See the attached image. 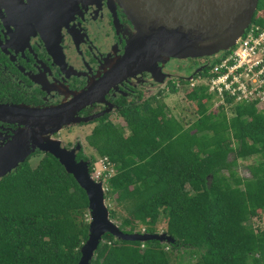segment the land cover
I'll use <instances>...</instances> for the list:
<instances>
[{"label": "trees", "instance_id": "1", "mask_svg": "<svg viewBox=\"0 0 264 264\" xmlns=\"http://www.w3.org/2000/svg\"><path fill=\"white\" fill-rule=\"evenodd\" d=\"M252 26L264 30V0ZM225 54V53H223ZM218 59L195 79L208 77ZM191 82H172L170 93ZM194 122L171 114L158 93L153 104L122 112L88 136L91 159L107 158L105 198L110 218L126 233H166L174 243L118 240L106 234L91 264H172L175 252L190 264H264V110L257 103L215 107L209 87L185 89ZM231 103V101H229ZM250 177L239 161L255 159ZM27 159L0 179V264H78L90 227L89 199L51 154L33 167Z\"/></svg>", "mask_w": 264, "mask_h": 264}, {"label": "flooded vegetation", "instance_id": "2", "mask_svg": "<svg viewBox=\"0 0 264 264\" xmlns=\"http://www.w3.org/2000/svg\"><path fill=\"white\" fill-rule=\"evenodd\" d=\"M134 33L119 0H0V105L46 110L68 104L70 123L50 138L68 150L79 145L77 160L90 165L94 155L85 148L97 126L117 124L123 111L153 104L172 82L195 78L212 64L198 59L180 72L173 66L182 61L171 59L163 67L171 77L162 83L147 71L119 77L114 69ZM89 90L90 97L75 102ZM9 119L0 113V148L26 129ZM74 129L88 131L85 145L69 139ZM45 154L37 150L28 159Z\"/></svg>", "mask_w": 264, "mask_h": 264}, {"label": "water", "instance_id": "3", "mask_svg": "<svg viewBox=\"0 0 264 264\" xmlns=\"http://www.w3.org/2000/svg\"><path fill=\"white\" fill-rule=\"evenodd\" d=\"M259 1L119 0L134 25L135 33L114 69L115 75L123 77L147 71L162 83L171 77L163 72V67L171 59L213 58L221 52H228L253 24ZM193 79L194 75L186 81ZM92 93L89 90L78 95L75 102L87 99ZM68 110V104L46 110L0 105V113L9 116V121L26 128L18 131L8 146L0 148V179L37 150L51 154L74 177L88 196L90 210L89 235L78 264L92 263L106 234L123 241L174 243L175 239L166 232L126 233L110 218L105 184L94 178L87 162L77 160L79 145L68 150L60 141L50 138L51 134L70 123Z\"/></svg>", "mask_w": 264, "mask_h": 264}, {"label": "built area", "instance_id": "4", "mask_svg": "<svg viewBox=\"0 0 264 264\" xmlns=\"http://www.w3.org/2000/svg\"><path fill=\"white\" fill-rule=\"evenodd\" d=\"M224 53L208 77H200L191 86H208L215 97V107L217 104L230 107L239 103L264 104V30L251 25L238 43ZM103 159L110 166L107 158Z\"/></svg>", "mask_w": 264, "mask_h": 264}, {"label": "rangeland", "instance_id": "5", "mask_svg": "<svg viewBox=\"0 0 264 264\" xmlns=\"http://www.w3.org/2000/svg\"><path fill=\"white\" fill-rule=\"evenodd\" d=\"M221 54H222V52L218 56H214L213 58L200 57V58H193V59H187V60H179V61H182L179 63L180 66L179 65L173 66V68H176L181 72V70H185L187 67L191 66L192 62H195V60L197 61L198 59H201L203 62L204 61L209 62V61H213V60L218 59V57H220ZM184 64H187V65L185 66ZM197 80L198 79L194 78L191 81L190 86L185 85V88H183L181 86H177L179 92L176 94H171L170 88L166 89V91L164 92V95H167V96H164V103L170 109L171 114L174 115L176 118L183 120L185 123L187 120H191V122H194V120L197 116L196 107L194 106V104H192L191 102H189L187 100V98H186L187 91L185 90V89H188L189 87H192L191 86L192 83L194 81H197ZM219 106H221V104H217V107H219ZM257 107L260 110H264V104L258 103ZM225 108L228 109L231 107L229 105H225ZM115 121H116V119H115ZM117 124H119L123 127L122 120L118 121ZM87 132L88 131L86 129H83L81 132L78 129H74L68 134L69 139L72 140L73 143H76V141L79 140L82 143V145H85V136H86ZM64 142L66 143V141H64ZM85 151L88 155L91 153L94 155L96 153L95 150L89 146H86ZM39 159L40 158H32L30 160L31 165L33 167H36L38 165ZM105 162L106 161H104L103 158H99V157L95 161L93 176L95 177V179H97V177L99 176L98 181H100L101 179H103V177H105V173H107V172H109L110 174L114 173V171L112 170V168L110 166H106L107 164H105ZM255 162H256V158L244 160V161H239L238 167L236 168L237 173L242 177H250V171H249L248 166L254 164ZM102 182H104V184H105L104 180H102ZM254 224H255L256 228H260V229L264 230V216L262 218H259V219H257V218L254 219ZM157 230H158L157 233H164L166 231V223L161 220L157 225ZM195 261H196V258L191 257V255L188 253L185 254L184 250H182L180 252H175V254L173 255V259H172V264H190V263L195 262Z\"/></svg>", "mask_w": 264, "mask_h": 264}]
</instances>
